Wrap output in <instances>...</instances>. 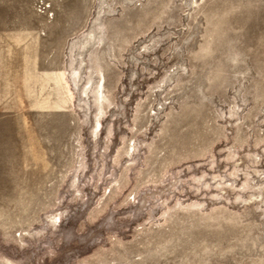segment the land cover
Segmentation results:
<instances>
[{
    "label": "rangeland",
    "instance_id": "374dc122",
    "mask_svg": "<svg viewBox=\"0 0 264 264\" xmlns=\"http://www.w3.org/2000/svg\"><path fill=\"white\" fill-rule=\"evenodd\" d=\"M0 264H264V0H0Z\"/></svg>",
    "mask_w": 264,
    "mask_h": 264
}]
</instances>
